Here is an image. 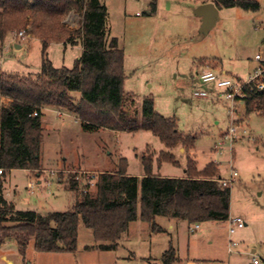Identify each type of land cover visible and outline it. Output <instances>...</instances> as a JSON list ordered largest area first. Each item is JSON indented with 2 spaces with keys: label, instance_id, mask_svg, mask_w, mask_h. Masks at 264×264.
I'll list each match as a JSON object with an SVG mask.
<instances>
[{
  "label": "rangeland",
  "instance_id": "obj_1",
  "mask_svg": "<svg viewBox=\"0 0 264 264\" xmlns=\"http://www.w3.org/2000/svg\"><path fill=\"white\" fill-rule=\"evenodd\" d=\"M101 1L108 8V37L117 38L125 53L124 90L136 100L132 103L129 99L126 108L137 116L139 129L89 131L75 114L48 107L43 116L41 168L15 169L6 182L0 180V194L9 191L8 200L17 209L42 214L67 211L80 193L68 189L71 178L82 182L89 175L94 182L100 173L116 172L125 166L123 158L128 174L139 176L143 173V156H153L157 173L182 177L191 157L197 160L199 169L215 163L221 177H228L233 168L237 170L231 185L230 217L202 222L194 233L182 219L157 216L165 232L152 231L148 223L137 219L115 248L110 242L95 241L92 230L81 222L75 253L37 252L31 249L30 241L24 255L16 242H9L5 248L8 256L15 264H164L163 253L172 243L179 257L173 264H250L254 257L264 264V115L247 114L242 100L231 102L220 97L223 89L217 82L195 84L206 70L249 80L258 66L255 55L264 51V0H256L259 10L220 8L219 21L207 33L200 31L201 18L195 14L206 0H156L157 9L151 13L155 0ZM64 21L78 29L82 15L73 10ZM20 30H13L4 44L0 43V69L19 75L38 73L42 42L34 35L22 40L15 35ZM82 52V47L65 41L51 43L47 54L54 66L71 68ZM196 89L206 91L209 97H195ZM145 97L154 100L157 112L175 118L180 131L196 138L190 150L181 145L171 149L178 165L156 161L157 155L168 149L141 127ZM3 104L8 103L0 98V107ZM231 125L246 128L248 133L232 147L229 142L217 147ZM52 170L57 176H51ZM234 217L243 218L246 226L229 235L230 219ZM229 240L238 243L231 253ZM252 249L257 252L252 253Z\"/></svg>",
  "mask_w": 264,
  "mask_h": 264
},
{
  "label": "trees",
  "instance_id": "obj_2",
  "mask_svg": "<svg viewBox=\"0 0 264 264\" xmlns=\"http://www.w3.org/2000/svg\"><path fill=\"white\" fill-rule=\"evenodd\" d=\"M215 3L219 9H260L256 0ZM155 9L156 0L151 12ZM73 10L82 15L78 29L68 27L64 21ZM107 17L108 8L101 0H0V43L4 44L10 32L20 29L42 42L38 73L19 75L0 69V98L10 100L0 107V178L15 169L41 168L43 116L48 107L75 114L89 131L139 129L137 116L126 108L129 99L132 103L136 100L124 90L125 53L117 38L108 37ZM65 41L83 47L81 57L71 68L54 66L47 54L51 43ZM251 87L244 89L246 113L264 115V89ZM141 127L151 131L168 149L157 155L158 163L178 165L171 149L181 145L190 150L195 146L196 138L180 131L175 118L157 112L149 97L142 102ZM123 161L125 166L116 172L100 173L94 188L87 184L89 190L80 192L67 211L42 214L16 209L0 194V246L14 239L23 255L30 241L37 252L75 253L81 222L92 230L95 241L110 242V247L115 248L137 219L148 223L155 232L166 231L156 221L157 216L182 219L190 225L229 219L231 187L221 186L215 163L199 169L197 160L188 157L186 176L168 177L154 173L153 156H143L144 175L139 178L128 174L126 158ZM78 187L77 179L68 180L69 190L76 191ZM178 259L170 243L162 261L173 264Z\"/></svg>",
  "mask_w": 264,
  "mask_h": 264
},
{
  "label": "built area",
  "instance_id": "obj_3",
  "mask_svg": "<svg viewBox=\"0 0 264 264\" xmlns=\"http://www.w3.org/2000/svg\"><path fill=\"white\" fill-rule=\"evenodd\" d=\"M19 38L22 40H26L29 35L24 31L20 30L15 33ZM255 59L258 62V66L255 68L254 72L252 73L251 77L247 81H243L242 79L238 77H227L222 75L221 73H218L213 70H206L201 73L199 78L197 79V84H203V83H209V82H217V86L219 88H222L223 91L220 93V97H224L227 100H230L231 102L242 100L244 101L246 97V93L244 91L246 86H256L259 90L264 89V51L257 53L255 55ZM193 95L195 97H209V94L206 91L203 90H195ZM37 112H35V115ZM240 130H242L240 132ZM248 130L246 128H241L237 125H231L229 129L221 136L220 141L216 144V146H225L227 142H229L230 146L232 147L233 144L241 138L242 134H247ZM51 176H57V173L55 170L50 171ZM3 174V169L0 168V175ZM238 176V172L236 169H232L230 172V175L228 177H220L219 182L221 186L223 187H231V185L236 181V178ZM79 187V192H87L89 188L86 186L87 184H90L91 187L94 186L96 181H92V176H87V179L83 180L82 182L79 180V178H76ZM29 187L32 188L33 184L30 182ZM33 192V190H31ZM246 223L241 217H234L230 219V224L228 228L229 235H233L236 233L237 229H241L245 227ZM201 227L200 223H194L189 226V231L191 233L196 232ZM238 246V243L232 240H229V252H233L234 249ZM0 264H13V263H0ZM199 264V263H196ZM250 264H260V259L257 257H254L253 260L250 262Z\"/></svg>",
  "mask_w": 264,
  "mask_h": 264
},
{
  "label": "crops",
  "instance_id": "obj_4",
  "mask_svg": "<svg viewBox=\"0 0 264 264\" xmlns=\"http://www.w3.org/2000/svg\"><path fill=\"white\" fill-rule=\"evenodd\" d=\"M208 2H213L215 5H216V3H215V1H213V0H206V1H202V4L203 3H208ZM151 6H152V4H151ZM156 9H157V3H156ZM156 9H155V11H156ZM219 9V8H218ZM154 11V12H155ZM149 13H151V11H149ZM201 18V17H200ZM201 24H202V18H201ZM78 47H82V45L81 44H79V45H77ZM82 49H83V47H82ZM198 82H197V79L195 80V84H197ZM2 100H4V101H6V103H9L10 102V100L9 99H6V98H2ZM180 150H182V148H180ZM156 167V166H155ZM14 171V170H13ZM13 171H11V173L13 172ZM154 173H156V174H159V175H161V173H157V171H156V169L154 168ZM185 172H186V169H185ZM10 173V174H11ZM129 175H131V174H129ZM144 175V170H143V173L142 174H140L138 177L139 178H141L142 176ZM8 176V175H7ZM7 176H6V178H0V180L1 181H4V182H6L5 180H7ZM161 176H164V175H161ZM184 176H186V174L184 175ZM184 176H182V177H184ZM169 177H171V176H169ZM1 183V182H0ZM1 185V184H0ZM5 190H7V189H5ZM4 194L5 195H3V197H4V199H6V201L8 202V203H12V204H14L13 203V201L11 202V201H9L8 199V196H10L11 195V193L8 191H4ZM15 205V204H14ZM16 207V206H15ZM17 209V208H16ZM230 217V216H229ZM172 219V218H171ZM246 226V225H245ZM169 227L170 228H173L174 227V225L172 224V223H170V225H169ZM244 228V227H243ZM122 239V238H121ZM10 242V244H11V242H16L14 239H8V240H6L1 246H0V263H13V264H15L11 259H10V257L8 256V253H7V249H5V248H7L6 247V245H8V243ZM17 243V242H16ZM17 245H18V243H17ZM118 245H119V242H118ZM117 245V246H118ZM18 248H19V245H18ZM32 248H34L33 246L31 247V249ZM30 249V248H29ZM18 251L20 252V250L18 249ZM26 251H27V249H26ZM257 252V250L256 249H252V253H256ZM21 253V252H20ZM29 264H32V263H29ZM191 264H193L192 262H191Z\"/></svg>",
  "mask_w": 264,
  "mask_h": 264
},
{
  "label": "water",
  "instance_id": "obj_5",
  "mask_svg": "<svg viewBox=\"0 0 264 264\" xmlns=\"http://www.w3.org/2000/svg\"><path fill=\"white\" fill-rule=\"evenodd\" d=\"M195 14L202 18L200 31L204 33L209 32L220 19L219 9L213 2L199 5Z\"/></svg>",
  "mask_w": 264,
  "mask_h": 264
}]
</instances>
